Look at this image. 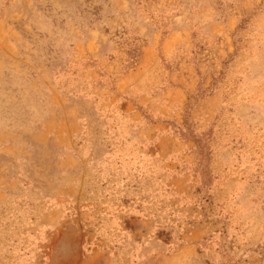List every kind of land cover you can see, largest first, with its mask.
I'll return each instance as SVG.
<instances>
[{"label": "rangeland", "instance_id": "obj_1", "mask_svg": "<svg viewBox=\"0 0 264 264\" xmlns=\"http://www.w3.org/2000/svg\"><path fill=\"white\" fill-rule=\"evenodd\" d=\"M0 264H264V0H0Z\"/></svg>", "mask_w": 264, "mask_h": 264}]
</instances>
